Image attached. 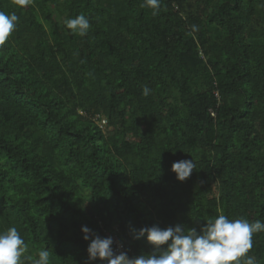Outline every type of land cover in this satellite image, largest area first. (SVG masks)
Listing matches in <instances>:
<instances>
[{
    "label": "trees",
    "instance_id": "trees-1",
    "mask_svg": "<svg viewBox=\"0 0 264 264\" xmlns=\"http://www.w3.org/2000/svg\"><path fill=\"white\" fill-rule=\"evenodd\" d=\"M143 4L0 0L18 16L0 45V232L17 228L24 257L89 264L84 225L134 257L153 246L132 229L264 221V0ZM81 13L83 36L65 26Z\"/></svg>",
    "mask_w": 264,
    "mask_h": 264
},
{
    "label": "clouds",
    "instance_id": "clouds-1",
    "mask_svg": "<svg viewBox=\"0 0 264 264\" xmlns=\"http://www.w3.org/2000/svg\"><path fill=\"white\" fill-rule=\"evenodd\" d=\"M142 6L153 9L155 15L160 8V0H144ZM17 22L18 16L15 13L0 11V45L11 36ZM65 26L74 34L83 36L87 34L91 25L89 18L81 13L75 18L67 19ZM142 93L148 95L150 89L145 86ZM195 168L193 159L180 160L172 164V171L179 181L189 178ZM132 231L135 233V239L146 235L148 243L153 246V251L130 257L125 248L124 251H117L113 247L116 242L108 234L115 233L119 240L117 230L113 229L106 233V237H101L86 225L81 226L83 239L89 242L86 249L89 264L96 260L105 264H241L242 258L244 264H256L255 258L248 256L247 253L253 247V235L264 231V221L232 220L220 214L209 219L199 231L196 228H188L186 231L182 224L167 228L154 224ZM164 245L167 246L162 248ZM26 251L27 245L17 228L10 227L0 232V264H24L25 259L30 260L31 264H49L50 253L47 249L40 250L39 259L35 260L30 256L24 257Z\"/></svg>",
    "mask_w": 264,
    "mask_h": 264
},
{
    "label": "built area",
    "instance_id": "built-area-1",
    "mask_svg": "<svg viewBox=\"0 0 264 264\" xmlns=\"http://www.w3.org/2000/svg\"><path fill=\"white\" fill-rule=\"evenodd\" d=\"M108 236H111L114 238V243L113 247L116 248L117 251H124V246L123 244L118 240L117 235L115 233H109ZM117 245H122V247H117Z\"/></svg>",
    "mask_w": 264,
    "mask_h": 264
},
{
    "label": "rangeland",
    "instance_id": "rangeland-1",
    "mask_svg": "<svg viewBox=\"0 0 264 264\" xmlns=\"http://www.w3.org/2000/svg\"><path fill=\"white\" fill-rule=\"evenodd\" d=\"M101 124V123H100ZM103 125L102 126H104V122L102 123ZM103 130H104V132L107 134V135H109L110 134V130L109 129H107V128H103Z\"/></svg>",
    "mask_w": 264,
    "mask_h": 264
}]
</instances>
